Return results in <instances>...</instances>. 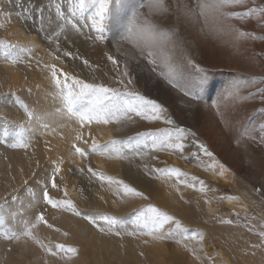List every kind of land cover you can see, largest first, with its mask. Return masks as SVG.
<instances>
[{
  "label": "bare ground",
  "instance_id": "1",
  "mask_svg": "<svg viewBox=\"0 0 264 264\" xmlns=\"http://www.w3.org/2000/svg\"><path fill=\"white\" fill-rule=\"evenodd\" d=\"M55 3L61 5L65 18L76 24L75 28L56 17L52 0H20V3L11 0L4 5L6 12L0 13V18L6 25L13 28L9 38L10 41H17L15 48L19 56L17 64L1 62L0 90H17L21 99L17 108L4 104L7 110H4L6 118H0L1 130L13 128L14 116L19 123L26 125L25 131L28 135L32 131L45 129L41 127L45 123L60 129L68 128L62 130L65 136L60 142L52 132H47L41 141L39 140L42 143L47 139L48 147L53 149L55 156L54 159H49V162L41 163L37 169L38 160L33 156L37 154L41 144L35 143L32 149L0 147V191L7 192L9 198V207L4 208L8 211L5 214L9 220L6 219V224L8 228L18 232L16 239L10 236L6 239L0 237V264H73L71 258L52 257V254L47 252L46 244L54 246L59 241L64 243L75 240L85 252V257H80L76 264H102L103 256L110 262L116 261L119 264H147L138 250L145 244L142 238L151 241L147 250L154 263L162 259L160 254L166 252V239H160L158 235L149 237L130 234L128 238L121 235L122 240L117 235L113 242L96 230V227L88 222L86 224L80 217L66 211L67 209L53 210L45 208L40 202H32V197L27 195L23 184L24 178L30 177L31 186H47L55 167L60 169L59 174L62 175L68 165L70 166L69 162L77 163L81 160L74 147H71L75 142L88 146L92 145L93 140L101 145L118 141L122 149L119 148V151L115 152L116 157L110 160L111 163L114 162L109 169L112 173H124L123 177L128 184L131 183L139 192L150 195L151 200L148 202H152L157 209L160 206L174 207L172 197L178 202L175 209L189 208L185 204V187L180 184L173 185L169 177L157 180V173L151 171L154 169L149 166L152 161L161 162L160 166L164 165L163 161L170 166L168 168L205 173V187L207 182H218L220 185L230 182L237 194L231 192V195L225 196V204L236 210L254 209L260 217L264 216V196L256 191L257 186L261 188L264 185V145L260 143V138L264 137V131L261 130L264 127V102H261L259 95L264 92V20H261L258 11L253 16L243 18L231 15L233 12L264 8V0H245L243 5L225 6H220L221 0H110L103 22L102 39L97 38L100 34L91 29L90 21L85 24L94 8H86L82 18L78 14L73 16L69 11V5L76 4L77 0H55ZM25 8L31 10L25 12ZM40 11L44 13L43 27ZM134 18L141 24L147 21L154 26V46L145 47L143 54V45L129 32V28L134 26ZM48 35L52 36L51 40L47 38ZM148 51L156 53L158 62L155 72L151 70L153 65L148 64ZM65 52L71 55L66 56ZM109 55L118 61L116 65L107 59ZM189 57L193 61L192 64L187 62ZM84 61L88 63L85 64ZM46 65L55 66L62 83L64 77L60 73L64 72L87 83H103L111 87H123L118 83L117 71L122 74L127 68L133 80V83L128 85L129 90L148 95V99L161 103L167 109V115L173 117L174 121L187 123L196 129L217 157L215 170L211 167L213 162L202 154L198 159L192 157V153L198 152V149L194 148L188 139L183 141L186 144L185 158L168 151L143 149L142 145L140 149L134 147L139 134L169 128L163 121L149 122L133 117L126 122L113 119L107 124L96 121L82 124L79 119L65 111L60 90L52 82L51 68ZM177 65L183 70L177 83L188 87L196 82L201 96L198 102L185 97L181 87L173 88L163 75L170 67ZM196 65H199L200 71ZM127 79L125 77V83ZM8 83L10 85L6 86ZM31 97L33 99L30 100ZM35 111L44 113L37 117ZM2 120L5 121L2 123ZM175 124L174 122L171 127L174 128ZM77 136L81 138L77 139ZM92 155L90 157L98 167L106 162H101V159L106 158L101 157L102 154L95 152ZM153 156L156 159H153ZM193 164L194 168L191 166ZM220 164L225 166L223 175L220 174ZM226 169L238 177L235 184L234 177H227ZM48 170L51 171L49 174ZM69 171L77 174V179L83 183V196L88 197L95 189L96 181L80 171L76 172L74 168ZM55 175L59 184L58 188L50 190V196L53 197L55 194L63 196L65 189L67 191L70 185L77 182L76 178L75 180L66 176L63 178L64 185H61L58 180L60 177H57V173ZM97 190L92 197L99 199L96 204L103 207L102 197L108 201L112 200L115 211L120 215L135 210V205L141 203L139 197L116 193L103 184H99ZM17 198L27 205L28 213L13 206ZM40 198L34 200L38 201ZM76 200L78 199L74 202L77 204ZM79 202L83 207L86 205L81 199ZM205 203L207 212L214 208L218 210L213 197L206 198ZM38 204L41 206L36 208ZM39 210L46 211V217L60 228V232L42 227L36 222ZM227 214L220 212L224 219L229 218L230 215ZM247 218L246 216L243 219L248 220ZM256 219L259 220L258 217ZM231 221L236 225H225L222 228L223 233H212L224 256L217 253L215 244H207L206 238L203 250L207 252V258L230 264V248L234 247L236 254H239L234 264L252 261L262 264V247L258 237L253 235L251 229H244L245 221ZM253 222L255 221H250L247 225L252 226ZM170 224L171 222L167 226ZM26 230L31 231L30 237L24 235ZM165 230L166 226L163 231ZM224 233L228 235L226 243L221 241ZM107 242L113 248L112 254ZM176 246H173V251L182 254L183 244ZM188 253L190 255V251Z\"/></svg>",
  "mask_w": 264,
  "mask_h": 264
},
{
  "label": "rangeland",
  "instance_id": "2",
  "mask_svg": "<svg viewBox=\"0 0 264 264\" xmlns=\"http://www.w3.org/2000/svg\"><path fill=\"white\" fill-rule=\"evenodd\" d=\"M9 2H11V0H9ZM86 2H87V0H86ZM4 12H6V11H4V7H3V9L0 10V13L3 14ZM14 17H16V16L14 15ZM7 21H8V19H7ZM12 30H13V28L8 27L5 23V21L2 20V18H0V64H1V62H7V63H11V64L16 63L17 64L18 57H19L17 55V52H16L17 50L15 48L17 41L14 39H12V41H10L11 38H9ZM10 61H12V62H10ZM0 67H1V65H0ZM8 85H10V83L6 84V86H8ZM143 95L147 98L149 97L148 95H146L144 93H143ZM31 99H33V98L31 97L30 100ZM7 101H8V103H7ZM20 102H21V99L18 96L17 90H12V89L2 90V91L0 90V118H2V117L6 118L4 110L5 109L7 110V107H5L4 104L5 105L9 104V105H11V107L17 108V106H20V105H18V103H20ZM12 110H15V109H12ZM43 113L44 112H42V111H35L34 112V114L37 117H39V115L43 114ZM172 119H173V117H172ZM13 120L15 121V125H13L12 129L10 128L8 130H1L2 128H0V133H1L0 134V147L1 148H3V149H14V148L22 149V148L27 147L29 149H32L34 147L35 143L41 144V148L38 149L37 154H35L33 156V157L36 156V161L38 160V165H37L36 169L40 167L41 163H46V162H49V159H54L55 153L53 152L52 148L48 147L47 139H45V141L42 143L40 141H41L42 137L47 134V132H50V133L52 132L54 137L56 138V140L60 142L62 140V138L65 136L62 134V130L63 129L67 130L68 129L67 127L60 129V127H58V128L51 127L50 124L45 123L44 125L42 124L43 126L41 125V127L45 128V129H43L42 131H39V132H38V130L32 131L31 134L28 135L25 131L26 125L19 123L17 121L16 116L13 117ZM4 121L5 120H2V123ZM174 122L176 123L175 126L173 125L174 128L175 127H183L186 130H188L189 134L187 135V139L191 145H193L194 140H197V141L204 143L208 147L209 151L212 152V150L209 148V146L207 145L205 140L202 137H200V135L197 133V130L194 129L191 125H188L187 123L181 124V123H178V121H174ZM169 128H172L171 125H169ZM10 130H12V131H10ZM74 130L76 131V129H74ZM191 133H195V135L193 136V135H191ZM20 144H24L26 146L20 147L19 146ZM13 145H17V146L13 147ZM98 145L100 146L99 150L95 151V152H97L98 154H102L101 157H106V158L101 159V162H105V161L106 162L102 163L103 165L100 167H98L94 163L93 158L90 157L92 155V153H95L94 151L91 150V144L88 146H84V145H82L80 143H76V142L71 144L72 148L75 146V147H79L83 151H85L86 156L81 157V160H79L77 163L69 162L70 166L68 165V169L65 170L66 174L64 173L61 175V174H59V172L57 173V175H58L57 177H60L58 180L61 182V185H64L63 178L66 176L67 177L70 176V178H73V179L76 178L77 179V174L76 173H70V171H69L72 168L77 170L76 172L80 171V172L84 173L85 175H88L89 177L91 176V174L88 172V169L92 168L94 171H96L98 173H102L105 177L111 178V180L117 181V179H118L123 184L129 183V182H127V180L124 179V177H123L124 173H112L113 171H111V169H109V166H111L114 162L113 161L111 163L110 160L111 159L113 160V158L116 157L115 152L119 151L118 150L119 148L122 149L121 145H119L118 143L112 144L111 142L105 143L104 145H101V144H98ZM126 146H124V147H126ZM75 147L73 148L74 150H75ZM194 148H196V147L194 146ZM204 157L208 158L207 156H204ZM214 157H215V160H217V157L215 155H214ZM210 160H211V163L214 162L212 159H210ZM158 163H159V165H158ZM162 163H164V165L160 166L161 162L152 161L149 164V166L153 167V168H168V167H170L165 162L162 161ZM47 165H49V164H47ZM42 166H44V165H42ZM191 166H192V168H194V164ZM173 168H176V167H173ZM35 170H34V172H35ZM206 170H207V167H206ZM226 170H228V169H226ZM197 171L195 173V172L189 171V170H185V171L180 170L181 173H184L186 175L179 176V177L176 176L175 174H171V175H169L167 173L157 174V180H158V178H161V177H169V179L172 180V181L171 180L170 181L173 183V185H179L180 184V186H183L187 189V191H186L187 194L185 196L186 207H189V208H187V210L182 209L181 207L175 209V206H176V204L178 205V202H176V200L173 197H172V199H174V201L171 199V202L174 203V207L160 206V208L158 209L161 212H164L165 214L172 216L174 218V220H178L181 224L182 229H186V231L183 234H177V235H173V236H170L168 238H165L166 242L164 243V246L166 247V252H163L162 254H160L162 259H160V261H157L156 263H154L153 258L151 259V256L148 254V250H147L151 241L142 238L143 239L142 241L145 244L143 246H141V248L138 249L142 255V259H144L145 263H147V264L152 263V260H153L152 264H188V263L189 264L190 263L191 264H225L224 262H220L218 260L215 261V259L207 258V254H206L207 252L203 250V248H204L203 242L205 241L206 238H208V239H206V241H208L207 244H210L209 242H212V244L216 245V246L214 245V248L217 251V253L223 254L221 248L217 246L219 244L216 240H214L215 238L213 237L212 233L217 232V231L218 232L221 231L223 233L224 231L222 230V228L225 225H227L229 227L233 226V225L235 226L236 223H233V221H232V223H222L221 222L225 219H229L230 221L232 219H234V221H236V220L245 221L246 225L243 226L244 229L246 231H250V229H251L252 230L251 232L253 233V235L258 237V242H260L261 247H262V249H260V253L263 256L262 264H264V239H262V237L260 236V233L264 232V216L260 217L259 213L254 211V209L244 208L242 210H236L234 208H231L230 206H227V204H225V200H226L225 196L231 195L232 193L237 194L236 192H234L235 190H233V188L231 187V183L227 182L225 184L220 185V184H218V182L217 183L212 182V184L207 182L208 185H206V187H205L200 182L206 181L207 177H206L205 173L202 174V173H199ZM50 172L51 171L48 170V174ZM68 173H69V175H67ZM50 175H51V177H49V180L47 183V190L49 192V195H50V190L58 188L57 185L59 184V182L57 181L56 175L53 172ZM174 176H175V178H174ZM192 177H195L196 179L192 180ZM227 177H234V182H233L234 184L237 180L236 178H238V177H236V175L233 176V173H231V171H229V170L227 173ZM61 178H62V180H61ZM91 179L96 181V186L94 187L95 189L93 188L94 189L93 192L88 197L83 196V183H80L79 179H77L78 183L75 182L74 185L73 184L70 185V187L67 191L65 189V194L63 196H60L58 194H55V196H54L55 198L53 196H50L52 199H55V200H69V201H71L73 208L79 214H76L71 209H67L65 207H62V208L61 207H55L54 208L51 205L45 204L43 201V192H44L45 187L42 185L31 186L30 182H29L30 177L24 178V181L23 180L22 181L24 182L23 184L25 185V188L27 190V195L30 194V196L29 195L28 196L32 197L31 200L33 203L34 202L35 203L40 202L41 204L44 205L45 208L53 209V210H59V209L60 210L61 209L66 210L67 209L66 211H68L69 213H72L73 215H76L77 217H80L83 221L86 222V224H88L90 222L88 220H86L84 217L85 216H92V217L97 219V224L100 225L101 227H104L105 230L104 231L99 230V228L97 226H94L92 223H90V225H92L93 227H96V230L102 232V234H105V236L109 240H112L113 242H114V238L117 235L121 237V238L118 237L120 240H122V238H123V236H121V235H126L127 238L130 236V234L138 235V236H140V235L149 236V237L154 236V235H148L147 234L148 229H145V228L137 225L135 222L140 211L145 210L148 206L155 207V205L152 202H150V203L148 202L151 200L150 195H148V194L145 195L142 192L144 194L143 198H141V197L138 198V200H141V203L135 205V207H136L135 210L124 213V215L123 214L120 215V213H117L115 211L116 207H115V205H113L112 200L108 201V199H105L104 197H102L101 198V200H102L101 204L103 207H99L96 204V202L99 199L96 198V200H95V199H92V197L95 196V192L98 191L97 186L99 184L105 185L106 188H110V189L114 190V192H116V193L119 192L120 194H124L122 186L111 184L109 182V180H107V179L100 180L96 177H91ZM185 181H187V182H185ZM53 182L56 184V188L52 187ZM243 182L246 183V180H244ZM27 183H28V185H27ZM128 185L130 187H132L131 183ZM27 186H28V188H27ZM209 187H212L211 188L212 190ZM201 188H203V190H201ZM259 188L260 187L257 186L256 189H259ZM197 190H200V192H197ZM62 192H64V190ZM125 196H127V195H125ZM76 197H79V198H76ZM209 197H213L214 203H215L216 207L218 208V210L216 208H214V210H212L211 212L206 211V207H207L206 205L207 204L205 203V201H206V198H209ZM37 198H40V199H38V201L34 200ZM56 198H58V199H56ZM75 199H78V200H76L78 202L77 204L74 202ZM79 199L86 202L85 203L86 205L84 207L81 206ZM117 202H119V201H117ZM41 204H38L36 206V208L41 206ZM79 205L81 208H79ZM5 206L9 207L8 194H7V192L3 193L0 191V237H1V239H6L10 236V238L16 239L18 237V232L7 227L6 219L8 220V217H6L5 214H7L8 211L6 209H4V208H6ZM13 206L19 208L21 212H27V205L25 203H23L22 201H20L18 198L14 200ZM228 207H230L231 209ZM226 211L228 212V214L230 216H228L229 218L225 217V219H224V217L220 216V212H222V213L225 212L227 214ZM40 214H43L44 222H37L36 221L37 223H39L42 227H49L48 225H51V227H49V228H52L53 230H55V232H60V228L55 226L46 217V215H45L46 211L45 210H39V213H37V215H40ZM103 215L116 217L117 223L115 225H112L111 228L109 229L108 226L103 221L99 220V217L103 216ZM246 216L248 217L247 219L249 221L244 220ZM256 217H258L259 220H257ZM250 221H255V222H253L252 226L249 225L250 226L249 227L247 224H249ZM165 226H166L165 231H169L170 229L175 227V225L172 222H171L169 227L167 226V224ZM9 230H11V231H9ZM193 233H198V234H202V235H193ZM227 237H228V235L225 234V236L222 237L221 241L223 243H226ZM71 238H72V240H75L73 237H71ZM144 240H146V242H144ZM178 242L180 243V245L183 244V246H184L182 249V251L184 253L180 250L182 254H180L179 251H173V246L175 247L176 244L179 245ZM107 244H108L109 249H110V254H112L113 248L109 244V242H107ZM57 245H63L65 249L75 248L76 251L75 252H67L64 250H60V249H57V247H56ZM46 247H47V252L52 254V257H57L59 259H62V258L63 259H70L71 258L70 260L73 261V264L78 263V260L80 257H82V256L85 257L84 250L81 248L80 244L76 240L70 241V242H64V243L59 241L54 246L47 243ZM142 247H143V249H142ZM49 248H51L52 251H48ZM228 248H229V246H228ZM230 250H231V253H229V257H230L229 261L232 262L230 264H234V263H236V260H238L239 254H236V249L234 247H232V249L230 248ZM189 251H190V255L188 253ZM100 252L105 253L103 251H100ZM110 254L108 255L109 257H110ZM223 256H224V254H223ZM194 260H195V262H194ZM107 262H109L110 264H119L116 261L110 262L107 258H105L103 256L102 257V264H104V263L107 264ZM245 264H258V262L252 261L250 263H245Z\"/></svg>",
  "mask_w": 264,
  "mask_h": 264
},
{
  "label": "snow or ice",
  "instance_id": "3",
  "mask_svg": "<svg viewBox=\"0 0 264 264\" xmlns=\"http://www.w3.org/2000/svg\"><path fill=\"white\" fill-rule=\"evenodd\" d=\"M9 3V0H0V10L3 9L4 5ZM17 3H20V0H17ZM110 0H77L76 4L69 5V11L73 16L77 14L83 18L84 10L88 7L94 8V11L87 17L85 20V24L88 21L91 22V29L100 35L97 37L98 39L103 38V22L105 20L108 8H109ZM245 0H221L220 6L225 5H243ZM52 6L55 9V15L59 18V20L64 21L67 24H72L71 20L65 18L63 11L61 10V5L59 3H55V0H52ZM215 6V5H213ZM31 9L25 8V12H29ZM260 13L261 20H264V8H252L247 12H233L231 13L234 17H248L253 16L256 12ZM41 17V27H43V11L39 13ZM133 27L129 28V32L134 34L137 38L139 44L143 45L141 48V54L144 52V48H152L154 46V26L145 21L143 24L138 19L133 20ZM62 27V25H61ZM72 27L75 28L76 24H72ZM57 37L59 33L56 34ZM242 35H246V33H242ZM47 38L49 40L52 39V36L48 35ZM64 55L70 56L71 53L65 52ZM109 61L113 65H116L118 61L114 59L111 55L107 57ZM147 60L148 64L153 65L151 69L155 72L157 69L155 65L157 64L156 53L154 51L147 52ZM189 64H192L193 61L191 58H188L187 61ZM87 64V61H84ZM46 67L51 68V78L54 85L60 90L62 100L64 102V109L70 115L74 116L81 123L84 122H103L107 124L110 120H117L120 122H126L132 120L133 117H139L141 120L154 122V121H163L165 124L172 125L174 121L171 117L167 115V109L155 100L148 99L144 95L139 94L134 90H129L128 85L133 83L131 78V74L127 68H125L124 72L121 74L117 71L118 83L123 85V87H111L106 86L103 83H87L84 80L78 79L74 76H69L67 73L61 72L60 75L64 77L63 83L60 78L57 76V72L54 65ZM197 69H199V65H196ZM183 74L182 68L177 65L176 67H170L169 71L163 73L165 78L171 83L173 88L181 87L183 91V95L185 97H190L193 102H198L201 99L199 93V86L196 82H193L188 87H184L177 83L179 77ZM125 77H127V81L125 83ZM69 81L71 83L69 84ZM261 102H264V92L260 93ZM213 106L215 103L213 102ZM264 131V127L261 129ZM188 130L183 127H175V128H165L159 129L155 132H144L139 134V138L136 141L135 148L140 149L141 145L143 149H151L153 151H168L170 154L179 155L181 158L184 157V152L186 149V144L183 142L187 139ZM191 135H195V133H191ZM80 136H77V139H80ZM112 144L118 143V141H111ZM260 143L264 145V137L260 138ZM193 145L198 149V152H193L192 157L194 159H198L199 155L202 153L204 156L212 159L214 162L211 165L212 169L215 170L216 163L218 161L215 160L213 152L209 151L208 147L197 140L193 141ZM17 145H13L16 147ZM20 147H25L26 145L20 144ZM75 147V146H74ZM99 145L95 140L92 141L91 150L98 151ZM75 152L80 157H85L86 153L79 147H75ZM153 159H156L153 156ZM220 174L223 175L225 171V166L223 164L219 165ZM60 171L59 168L54 169V174ZM154 173L161 174L167 173L169 175L175 174L176 176L186 175L181 173L177 168H154L151 170ZM88 172L91 174L89 177H96L100 180H109L111 184H115L118 186H122L123 192L125 195H132L135 197L143 198V193L137 191L135 188L130 187L128 184H123L121 181L111 180L109 177H105L102 173H98L94 171L92 168L88 169ZM195 177H192V180H195ZM187 182V181H185ZM203 184V182H200ZM52 187L55 188L56 184L53 182ZM203 190V188H201ZM258 193L261 196H264V185L261 186L260 189H257ZM231 198V197H229ZM43 201L47 205H51L52 207H65L67 209H71L74 213L79 214L72 206L71 201L69 200H55L52 199L47 190V186H45L43 192ZM86 220L92 223L94 226H97L99 230L104 231V227H101L97 224V219L92 216H85ZM99 220L103 221L108 228L110 229L112 225L117 223V218L114 216L103 215L99 217ZM37 222H44L43 214H40L36 217ZM136 224L148 229V235H157L160 239H165L173 235L183 234L186 229H182L181 224L178 220H174L172 216L161 212L156 207L148 206L145 210L140 211L139 215L136 218ZM172 222L175 227L170 229L169 231H163L166 224ZM222 223H232L230 220H223ZM35 227V225H32ZM51 227V225H49ZM25 236H31L32 233L30 230H26L24 232ZM193 235H202L198 233H193ZM262 239H264V232L260 233ZM187 238V237H186ZM39 243V241H37ZM43 246V245H42ZM57 249L64 250L67 252H75V248H67L65 249L63 245H57ZM48 251H52L51 248Z\"/></svg>",
  "mask_w": 264,
  "mask_h": 264
}]
</instances>
